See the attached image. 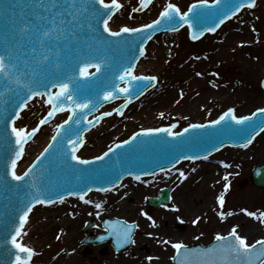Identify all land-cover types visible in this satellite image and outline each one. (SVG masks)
Returning a JSON list of instances; mask_svg holds the SVG:
<instances>
[{
	"label": "rangeland",
	"instance_id": "374dc122",
	"mask_svg": "<svg viewBox=\"0 0 264 264\" xmlns=\"http://www.w3.org/2000/svg\"><path fill=\"white\" fill-rule=\"evenodd\" d=\"M165 35L173 40V43L168 45L169 51L166 55V61L172 59V62H174L178 59H187L190 61L198 60L201 63L200 68L196 71L198 74L197 83L184 87V89H177L176 86L172 95H169V103L160 108H152L151 112L148 111L147 107H137L142 110L137 113L138 109L135 107L134 111H131L132 107L130 106L131 108H127L124 113V118L114 113L111 117L122 120L118 124H122V127L119 132L103 138V146L106 149L113 143L127 138L136 130H141L145 125L157 128L174 123L180 130L183 126L191 123H203L212 120L228 108H233L236 115H247L264 104V89L261 87V80L264 76V0H255L253 7L243 8L238 14L225 21L215 32L206 33L198 41H192L188 36V32L183 29L176 33L161 34L162 37ZM142 60H145V58ZM169 64L170 62L167 66ZM136 71V74H152V76H155L154 69L136 68ZM157 78L158 81H161L160 76H157ZM205 86L214 90L212 91V97L201 101H198L199 98L191 100L193 95L191 91L196 90L197 93L201 94L202 88ZM149 93L150 90H148L147 95H143L138 101H148L151 95ZM112 106L113 104L108 107ZM114 118L110 119L109 122L105 119L103 122L106 121L107 124L113 125L115 124ZM113 131L110 129V134ZM212 157L218 160L214 163L216 165L220 164L222 174L218 173L217 182H211L215 181L218 176H209L208 173L212 169H208L207 172L197 174L191 182L196 184L203 177H208L201 184V187H192L190 188L191 191L183 195L186 204H184L182 213L188 210L189 217L187 220L181 221L184 225L181 230L175 228L176 221L180 217L176 215L171 206V201L164 206L153 208L148 206L147 200L149 197L156 195L161 188L169 186L173 190L171 193L172 200L175 194L174 190L179 188V184L188 175L193 174L192 172L197 169L202 162L201 160L182 161L172 170L162 171L158 176L141 177V182L134 178L125 179L121 182L119 189L103 193L92 191L85 196L84 200L77 197H67L75 201L76 209L81 205L90 203V199L101 205L100 208L94 207L86 218L76 221L77 223L69 228V232L72 233L71 240L74 242V248L78 250L77 254L74 255L76 260L72 264H103L105 259L109 258V254L124 256L127 259H131L133 254H139L143 256V260L148 259L149 256L159 255L161 259L155 264H172L171 258L175 251L173 246L175 243L153 244L150 242L151 240L141 239V243L134 246V252L130 249L134 243L124 252H115L110 245V241L99 245L82 243V240L84 241L89 236L95 238L99 234L105 233L102 221L105 217H109L105 212L114 206L122 196L127 195L131 184L134 188L136 185H140L142 191L133 194L132 197L135 201L131 202L133 206H131L130 212L126 217H120V219L126 222H134L137 226L146 223V231L156 226L159 220H162V228L166 227L169 231H172L173 236L179 238L177 243L183 245L201 243L206 245L219 233L217 227L224 220L228 211H237L245 218L244 221L233 223L232 229L225 232V234L230 233L235 228L237 235L244 237L249 245L264 238V228L263 230H256L248 238L245 237V230L250 218L252 219L253 216L261 217L264 224V216L261 215V213H264V188L253 186L249 177L250 170L255 164L264 163V131L255 137L247 147L243 146L237 149L224 147L214 153ZM202 163L212 165L211 161H203ZM181 172H183V176H181ZM170 176H175L174 182L160 185ZM142 183H146V185ZM225 184L228 185L227 189H225ZM120 189H123V191L114 195L113 192ZM203 190H206V194L203 193ZM213 194H217L213 205L200 215L199 212L202 210L203 203ZM191 195L192 197L189 199ZM221 195L224 197L223 205L218 200ZM58 202L60 200L55 203ZM40 204L48 206V208L49 206L52 207V203ZM221 212H223V216H221ZM250 212L254 215H249ZM43 213L41 212L38 215L39 218L42 217ZM38 220L36 218L33 225ZM193 221L196 222L193 223ZM87 222H92L93 227L83 232L82 230ZM139 236L144 237L141 233L136 234L135 232L133 240H135V237L139 238ZM59 238L56 242L48 244L49 246L46 248L44 247L41 250L36 248L29 264H44L45 261L59 253V249L64 246ZM144 245L147 246V251L143 250ZM65 262L62 263L65 264ZM146 264H150V261Z\"/></svg>",
	"mask_w": 264,
	"mask_h": 264
},
{
	"label": "snow or ice",
	"instance_id": "6c2138e0",
	"mask_svg": "<svg viewBox=\"0 0 264 264\" xmlns=\"http://www.w3.org/2000/svg\"><path fill=\"white\" fill-rule=\"evenodd\" d=\"M150 0H141V4L147 7ZM213 5L219 3V0H211ZM209 0H196V3L188 8L187 11L181 13L180 9L174 3H168L166 7L160 12L159 17L153 20L151 24L142 25L140 28L120 27L118 31H112L109 27L110 12L115 7H119L117 0H111V5L105 3V0H0V23L7 18V29L10 32V41L6 45H0V88L8 87L13 91V95L19 97L17 105L13 106V111L9 112L7 116L3 115V111H0V118L5 119L6 123H10L8 117H11V121H15L19 116V109L25 107V103L22 102L24 98L32 99V97L40 95L39 89L42 85L39 83L38 78L53 76L54 72L56 84L58 89L56 92L48 95L47 103L53 104L51 111L48 112L44 119L39 121V124L46 123L48 117H51L58 111H63L65 107L70 110L68 119L64 120L62 124L56 125V134L52 137V142L46 147L33 161V165L29 167L28 171H25L23 175H18L15 171L17 160L21 158L24 152V144L26 140L38 131V126L26 131L23 128H17L14 124L11 127V135L15 138L14 143L8 139L7 129L4 133V141L8 144V152L11 153L10 163L6 161L7 168L10 169L11 176L15 181H21L23 183L16 185L17 189L23 190V199L19 201L20 210L22 214L19 215V223L14 228V234L11 235V243L15 246L18 252L15 255V260L12 264L21 262V253H27L29 256L32 254L33 249L25 247L23 244L17 243L16 238L20 235L21 229L32 211L33 204H51L53 200L51 197H55L57 200L63 201L64 195H80L81 199H84L83 192H69L67 188L60 185L50 186L49 182L41 177L38 181L33 178L28 180L27 178L31 173L35 171V165L40 162L42 158H48V154L51 153L57 146V144L63 146L64 141H67V147L63 148L62 155H70L71 160L65 159V164L70 169H76L87 177L103 173L110 168L109 165L103 167L94 168H78L76 164H72L71 161L79 162V165H92L95 161L103 162L109 153L114 150L119 151L122 145H129L130 142L135 143L138 137L143 134L149 138V142L155 139L152 134L167 133L171 137H180L181 133L175 132L172 129L176 127L172 124L170 127L161 128H144L140 133H133L128 140H123L120 143L113 144L107 149L106 152L100 156L92 157L91 159H82L81 156L76 154L77 145L83 143L82 136L80 135L79 128H73L72 122L79 125L81 121L76 119V115L89 109L91 101L84 99L81 100L79 94V85L85 81L88 77L95 75L90 69L95 68L96 73H99L105 68L106 55L102 48H88L84 49L80 41L76 40L77 30L81 28L82 21L86 19L85 12L88 8L92 10V21L102 22L103 32L110 33L112 37H120L122 33H136L138 38L143 41L138 45L139 55H144V44L147 43L151 36L144 32L145 29H152L154 26L159 30L160 24H187L189 27H199L206 18L212 15L210 9L203 7L208 5ZM251 5V0H248ZM102 5V7L98 6ZM87 6V8L85 7ZM245 6L244 0H226L224 10H216L218 16H222L224 20L228 19L229 15L240 11ZM189 13H192L189 18ZM108 17V18H105ZM179 17V19H177ZM204 29L203 31L215 32L219 24ZM91 26V25H90ZM203 31L200 35H203ZM144 32V35H139ZM3 33L0 31V36ZM196 39L195 33L192 36ZM108 43H118V41H108ZM133 47H137L133 45ZM134 56H130L127 61V66L121 64L116 71L120 72L119 77L114 76L115 80L125 81L126 86L120 87L119 83H115V87L112 91H105L103 93V99H112L115 96L116 91L121 94H125L129 97L136 93L143 94V91H147L148 87L152 86V83L156 81L155 76H136L133 74L132 69L135 67L132 62ZM95 61V62H94ZM66 69L60 71L61 68ZM120 68L123 70L120 71ZM51 82V81H49ZM147 82V83H145ZM46 87V86H45ZM130 89L132 91H130ZM143 90V91H141ZM22 94V95H21ZM61 98L65 101L64 104H60ZM99 99V97H98ZM59 104V106H55ZM6 105L4 103L3 93L0 92V110H5ZM117 111H120L117 109ZM257 113H260V119L255 120ZM107 116L110 113H104ZM230 117V120L228 119ZM87 120V117L84 118ZM98 119V118H97ZM235 122L234 124L232 122ZM93 121L87 120L88 124ZM223 122V123H222ZM209 125H221V127L214 129L213 134L219 136L233 135L245 139L244 147H247L251 143L249 138L252 133L255 132L258 126L264 125V108H257L255 112L250 115H236L233 108H228L218 119L210 120L207 122ZM239 125L240 127H237ZM205 124H189L187 128L183 129V133H188L190 129H203ZM85 130H87L85 128ZM261 131H264V127H261ZM162 143H176L175 141H165L161 138ZM223 146V145H221ZM213 150H215L214 146ZM70 149V151H69ZM7 154V153H6ZM177 156L180 159L185 157L179 152L171 156L167 162L172 164L173 160H177ZM188 159H197L195 155L187 157ZM160 171H164L160 168ZM129 175L133 173L129 172ZM181 172V176H183ZM137 180L140 179V175H136ZM119 180L112 176L108 180L104 181L111 186L112 180ZM94 183L96 181H93ZM77 188H84L86 184H78ZM228 185L225 184V189ZM90 190V189H89ZM219 203L223 205L224 197L221 195L218 197ZM97 208L101 205L96 204ZM223 216V212L220 213ZM254 215V213H248ZM264 216V213H261ZM151 219V218H150ZM196 221H193L195 223ZM11 227V226H10ZM132 225H128L123 233L115 232L117 240L123 239L127 241L129 232ZM234 237V239H233ZM103 239L104 237H100ZM216 240L220 243V250L224 253L219 260L212 259L207 264H233L231 259L235 254L236 258L253 256L264 257V239L255 242V244L249 245L244 237L237 235L236 229L227 235H216ZM174 248L180 250L182 245L175 243ZM259 246V247H258Z\"/></svg>",
	"mask_w": 264,
	"mask_h": 264
},
{
	"label": "water",
	"instance_id": "95a60500",
	"mask_svg": "<svg viewBox=\"0 0 264 264\" xmlns=\"http://www.w3.org/2000/svg\"><path fill=\"white\" fill-rule=\"evenodd\" d=\"M105 1H109V0H105ZM117 1L121 3L122 8L119 10L118 13H116L111 18L109 22V27L111 28L112 31H117L120 28V26L123 25L124 27L125 26L135 27L137 25L146 24L149 21L156 19L160 10L163 9L168 3H174L176 6L180 8L181 13H183L184 9L188 7L189 3L196 0H153L148 5V7L142 12H140L137 8L140 0H117ZM244 3H248V0H244ZM224 5L225 3L222 4V0H219V3L216 5L208 4L206 6H203L210 9L212 15L206 18L208 19L207 23L199 25V27H195V26L191 27L192 33L201 32L206 28L213 27L214 26L213 21H215L216 24L217 22L216 20H218L221 17L218 16L216 10L217 9L224 10ZM85 7L87 8V6ZM248 7H253V4ZM85 16L86 19L82 21L81 28L77 30L76 40L81 42L84 49H88L90 47L98 48V49L102 48L103 52L106 55L105 67L109 69L107 70L108 73L106 75L104 74L103 71H100L99 73H96L95 71L94 72L95 75L88 77L85 81H83L79 85V90L81 91L82 94L80 96L81 100L87 99L90 101V99L92 98L94 99L93 101H91L92 103L89 109L76 115V119H79L81 121V124L77 125L74 122H72L73 128L80 129L81 136L85 131L96 125L99 122L100 118L105 116L103 114L96 116L91 120L93 121L91 124H88L87 120L84 119L85 117H87L88 114H90L92 110H96L99 106H100L99 107L100 110L103 108V104L105 102V100L103 99V93L105 91H112L113 88L115 87V83L120 84L122 82H125L116 79L114 83L113 73L115 74V77H119L120 72L116 71V69L119 68L121 64L127 66V61L129 57L134 56V54H136L137 52L139 54L138 46H137L138 43L135 41L136 37H134L133 35H127L125 33H122L120 37H112L110 33L103 32V25H101L100 22L97 23L92 21L91 19L92 16L89 15V9H87V11L85 12ZM191 16L192 13H189V18H191ZM6 26H7V18H5L4 21L0 23V31H2L3 33V35L0 37V45H6L10 41L11 34ZM178 31H180V29L175 32H169V33H176ZM105 35L106 37H103ZM92 36H94L95 38H93ZM154 38L155 36L151 38V40L147 43V45H149L150 42H153ZM108 41H118V43H108ZM133 45H136L137 47H133ZM146 53L147 51L145 50V54L140 59H143L144 56H146ZM132 62H134V59ZM93 69H90V71H92ZM103 70L106 69L104 68ZM122 70L123 69L120 68V71ZM60 71H64L66 74L69 75L71 74L66 72V69H64L63 67L60 69ZM56 74L58 73L54 72L53 76L38 78L39 83L42 86L39 89H37V91L43 92V94L46 97H48V95L51 94L52 87L55 86L56 84V80H55ZM141 75H147V74H141ZM149 75L152 76V74ZM263 86H264V79H263ZM130 91L132 90L130 89ZM0 92L3 93L4 103L7 106L5 110H0V111H3L4 116H7L9 112H12V114L15 115V112L13 111V106L17 105V100L19 99V97L13 95L12 89L8 87L0 88ZM116 93L119 92L116 91ZM147 93L148 92H146L144 95H147ZM142 97L143 95L140 98ZM38 98L40 97L35 96L34 99H32V101L26 103L25 109L22 110L19 119L15 123V126L17 128L20 127L28 131L29 129L36 126V122L44 115L45 111L49 109V104L44 99L42 98L38 99ZM129 99H132V97H130ZM129 101L130 100L126 101L123 104V106H121L120 108L124 107ZM64 103L65 101L63 100V98H61L60 104H64ZM132 104H135V102H133ZM53 106L54 105L52 104V107ZM55 106H59V104ZM124 112L120 115L121 118H124ZM113 114L114 113H112L111 116H113ZM52 116L48 117L46 122H48L52 118ZM67 116H68V110L60 113L57 112L52 122L49 123L48 125H44V127H42L34 136L32 141L26 144L23 155L21 156L22 159L17 164V167L15 169L18 175H22L25 171L29 170V167L33 165V161H35L36 157L40 154V152H42L52 142V137L55 135L54 133H55L56 125L59 124L62 120H66ZM260 116L261 114L257 113L254 119L259 120ZM8 119L10 123H6L5 119L0 118V264H12V261L15 260V255L18 252V250L15 249V246L11 243V235L14 234V228L19 223V215L22 214V211L20 210L19 201L23 199V192L27 191L26 188L23 190L17 189L16 185L21 184L23 182L15 181L11 176L10 169L7 168L6 166V161L10 163L11 153L8 152V144L4 141L5 129H7L8 139H10L13 143L15 139L11 135V127L13 122L11 121L10 116L8 117ZM228 119L230 120V117ZM232 123L234 124L235 122L233 121ZM205 125L206 127L203 129H190L188 133L180 132L181 136L178 138L168 136L167 133L152 134L153 137H155V139H152L150 142L148 137H145L143 134H141L135 143L130 142V144L127 146L125 145L121 146V148H123L125 151L124 155L119 151L114 150L112 153H109V156L106 157L103 162L95 161L92 165H79V162L76 161H71V163L76 164L78 168H94L98 166L103 167L104 165H109L110 168H108L107 171L96 175V180H101L103 178L108 180L112 176H115L117 179H121L123 176H126L129 172L144 171L145 168H142L141 165L143 162H147L145 164L149 166V170L154 171L161 167L166 168L173 166L177 162L176 160H173L171 165H169L167 161L171 159V156L176 154L177 152H179L184 157H191L193 155H195L196 157H200L201 155H205L213 151L212 146H214L216 150L217 148L221 147V145L230 144L232 146H238L241 143L245 142V139L240 138L238 136H233L230 134L225 136H219L213 134V130L221 127V125H209L208 123H206ZM237 127L240 126L237 125ZM261 127H264V125L258 126L255 132L252 133V135L249 138L251 139L255 134H257L260 131ZM85 128L87 130H85ZM149 128H153V127H149ZM140 132L141 131L137 133ZM161 138L165 141H175L176 143H162L160 142ZM28 139H30V137ZM83 144H84V138L82 145L76 150L77 155H78V150H81ZM64 147H67L66 140L64 141L63 146L57 144L56 148L51 153L48 154V158H42L40 162H37V164L34 167L35 169L40 168L41 171L39 172V174L31 173L27 179L32 180L33 178H35L38 181L41 177H43L46 181L49 182L50 186H55L60 184L62 187L67 188V186L71 184L70 178H73L77 174H78L77 177L83 175L81 172L77 171L76 169H70L66 166L65 161L62 159L64 158V155L61 154L63 152ZM213 154L207 156L205 159L204 158L201 159V161H218L212 157ZM46 159L50 160L51 167L48 166L44 167L45 163L43 161H45ZM177 160L178 161L181 160L179 156H177ZM61 168H63L61 172H58ZM158 174L159 173L150 176H158ZM94 177L95 175L91 177H87L83 175L82 183L85 182L86 178L92 180ZM250 178L255 186L264 187V164L255 166L251 171ZM137 181L141 182V178ZM75 185L77 184L75 183L72 184V186ZM120 187H121V183L116 189H119ZM170 190H171L170 188L164 189L162 190L161 194L158 197L149 198V205L152 207H157L160 204L167 203L169 201ZM70 197H76V196H70ZM55 202L53 201L52 203ZM91 225H92L91 223H88L83 231L88 230L91 227ZM129 225H132V227L129 232L130 238L127 241H124L123 239L118 241L117 236L114 233L115 232L123 233V231L126 230L128 224H125L122 220L107 219L104 221V227L108 231L107 234L98 236L94 240L87 238L84 240V242H93L97 244L111 237L112 245L114 246V248L117 251H123L126 247H128L132 243V237H133L135 225L134 224H129ZM100 237H104V238L101 239ZM220 243L221 242H218L216 240V242L208 246V248H202L200 246L182 247L180 250H178L176 257L173 260L174 264H200L197 261L193 260L196 255H200L198 259L202 262V264L206 257H208V261L212 259L219 260L220 257L224 255V253L220 250ZM25 247H29V246H25ZM21 256H22V260H25L27 259L28 254L21 253ZM263 258L264 257H258V256H253L251 258L248 257L236 258L235 254H233L231 257L233 264H260Z\"/></svg>",
	"mask_w": 264,
	"mask_h": 264
},
{
	"label": "bare ground",
	"instance_id": "6f19581e",
	"mask_svg": "<svg viewBox=\"0 0 264 264\" xmlns=\"http://www.w3.org/2000/svg\"><path fill=\"white\" fill-rule=\"evenodd\" d=\"M184 31L188 32V27L185 25L182 28ZM173 43V40L169 38L168 36L162 37L156 36L153 40V42H150L149 45L145 47V50L147 51L146 56H144L145 60L140 59L136 68H142L144 70L147 69H154L155 76L161 77V81H158V78L156 79L155 87L150 89L151 94L149 96L148 101H136L134 106L131 104L128 106L131 111H134L135 107L143 108L147 107L148 111L151 112L152 108H160L169 103V95H172V92L175 90V87L177 86V89H184V87H189L192 84L197 83V69L200 68L201 63L196 61H190L187 59H178L174 62H172V59L169 61L167 60L166 55L169 51L170 44ZM142 60V61H141ZM170 62V64L167 66V64ZM165 63V64H164ZM137 71L135 69L134 74H136ZM212 88L205 86L202 88V93H197L196 90L191 91L192 92V99L199 98L198 101L201 100H207L208 98L212 97ZM120 103V101H118ZM118 102L113 103V106L119 105ZM136 105V106H135ZM112 106V107H113ZM131 106V107H130ZM112 107L108 108V110L112 109ZM104 108V106H103ZM103 108L101 109L103 111ZM138 109L136 112L142 111L141 109ZM101 110H98L101 111ZM127 111V108L125 112ZM98 112L91 113L89 116V119L94 117ZM124 112V113H125ZM119 117V116H118ZM114 117H111L109 119H106V121L112 119ZM115 124H107L106 121H101L100 124L91 132H88V134H84V144L83 147H81V150H78V155L81 156L82 159H91L95 156H100L102 153L106 152L105 146H103V138L108 137L109 135H112L114 133L119 132V130L122 127V124L118 125L119 122H122L119 118H114ZM214 119V118H213ZM117 122V123H116ZM174 124V123H173ZM171 126V124L169 125ZM150 126L145 125L144 128H149ZM114 130L113 133L110 134L109 130ZM173 131L177 132L179 131L178 127H175L172 129ZM203 162V161H202ZM200 163V165L197 167L195 171H193V174L188 175L181 184H179V188L177 190H174V195L171 200V206L176 212V215L180 217V221H185L188 219V210L183 211L184 204H186V199H184L183 195H186L188 191H191L190 188L195 187H201V184L204 183L206 178H202L200 181L196 182V184H192L191 182L194 180V178L199 174L200 172H207L208 169H212V171L209 174V176L217 175L215 181L211 182H217L219 178V174H222V171L220 170V165H216L214 162L211 161L212 165L210 164H204ZM210 162V161H208ZM218 163V162H217ZM219 173V174H218ZM175 176H170L167 178V180L160 185H164L165 183H171L174 182ZM161 183V182H160ZM129 191H127V195L122 196V198L114 204L109 210L105 212V214L109 217H126L128 213L131 210V202H134L135 199L132 197L135 192H141V186L136 185L134 188L133 184L129 187ZM123 191V189H120L119 191L113 192L114 195L119 194ZM206 190H203V193H205ZM206 194V193H205ZM217 194H213L209 198H207V201L203 203L202 210L199 212V214L205 213V210L212 206ZM187 197V196H186ZM189 197V196H188ZM192 195L189 197L191 199ZM188 199V200H189ZM91 202L81 205L79 207H75V201L71 198L64 199L63 201H60L58 203H52V207L49 206H42L41 204H37L33 207L32 211L29 213L27 217V222L21 229L20 235L16 238L17 241H19L20 244H23L24 246H29V248L33 249L31 257H33L34 251L37 248L43 249L50 245V243L56 242L59 239H61L62 244L64 245L61 249H59V253H56V255L52 256L50 259L45 261L44 264H63V261H66L65 264H72L73 261L76 260L74 258V255L77 254L78 250L77 248H74V242L71 240L72 233L69 232V228L72 225H75L77 223L76 221L83 220L86 218L89 214V212L96 207V201L93 202L92 199H90ZM41 212H44L42 214V217L39 218V214ZM38 218V222L33 225L34 220ZM75 218V219H74ZM73 219V220H72ZM164 219V217H163ZM244 217L241 216L239 212H233L228 211L227 215L225 216L224 220L219 224L217 227L218 232L221 235H224L225 232L230 231L232 229L233 223L235 222H243ZM146 223L138 224L136 228V234H142L139 238L135 237L134 244L130 247L131 251L134 252V246L136 244L141 243L143 239L151 240L150 242L153 244H159V243H177L179 241V238H176L173 236L174 234L172 231H169V229L162 228V220H159L157 222V225L151 228L150 230L146 231L145 229ZM264 224L263 219L261 217H255L253 216L252 219H249V222L246 227L245 237L248 238L249 236L253 235V233L260 229L263 230ZM59 234V236H58ZM165 234H167L165 236ZM142 239V240H141ZM49 244V245H48ZM74 248V249H73ZM73 249V250H72ZM72 250V251H71ZM109 258L105 259L103 264H155L158 262L159 259H161V256H149L148 259L143 260V256L141 255H135L133 254L131 259H127L124 256H114V254H109ZM113 257V258H111ZM149 260V261H147ZM31 263V261H30Z\"/></svg>",
	"mask_w": 264,
	"mask_h": 264
}]
</instances>
